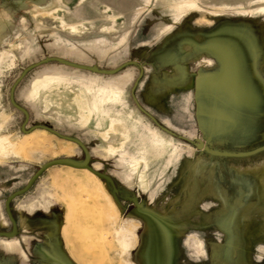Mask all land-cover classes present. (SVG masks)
Here are the masks:
<instances>
[{"label":"rangeland","instance_id":"obj_1","mask_svg":"<svg viewBox=\"0 0 264 264\" xmlns=\"http://www.w3.org/2000/svg\"><path fill=\"white\" fill-rule=\"evenodd\" d=\"M22 76L0 264H264V0H0V233Z\"/></svg>","mask_w":264,"mask_h":264},{"label":"flooded vegetation","instance_id":"obj_2","mask_svg":"<svg viewBox=\"0 0 264 264\" xmlns=\"http://www.w3.org/2000/svg\"><path fill=\"white\" fill-rule=\"evenodd\" d=\"M63 65H65L64 62H61ZM72 68H77V69H80V70H85V71H88V72H92V73H95V74H99V75H103L101 73H96L93 69V68H84V67H79V66H74V65H71ZM26 76V75H25ZM25 76L21 77V80L18 82L17 85H14L13 88L11 89V92H10V100H11V103L12 105L16 108V109H19V111L25 116V121H24V124L21 128V131L25 134V135H28V136H31L32 134L36 133L37 131H41V132H46L48 133L49 135L51 136H55V137H58L59 139L65 141V142H69V143H73L75 144L82 152V155H83V159L80 160L79 159H75V158H78V157H65L63 159H56L52 162H49L47 164H51V163H54V162H57V161H60V164H51L50 168L52 167H57V166H61V167H69V168H74V169H78L76 168L75 166H71L70 163H77V164H83V163H86L91 169L93 168L92 167V164H91V156H90V153H89V150L87 148V146L85 145V143L77 138H74V137H71V136H68V135H64L62 133H60L59 131L55 130L53 127H50L48 125H42V124H37V125H34L32 126L29 130H27V126L30 122V112L25 108L23 107L22 105H20L17 101H16V91L17 89L19 88L21 82L23 81V79L25 78ZM16 84V83H15ZM139 83H135L134 84V88L131 92V97H132V100L134 101L138 111L144 115L145 117H147L149 120H151L153 123H155L156 125L158 124V120L157 118L153 115V113H151L149 110H147L141 103L140 101L138 100L137 98V94H136V91H137V87H138ZM157 122H155V121ZM158 126V125H157ZM159 127V126H158ZM161 128V127H159ZM78 141L82 143V145H79L78 144ZM45 164V166L47 165ZM47 169V170H48ZM46 170V171H47ZM86 170V169H85ZM45 171V172H46ZM89 171V170H87ZM44 172V173H45ZM89 172H92V171H89ZM43 173V174H44ZM101 173V172H100ZM42 174V175H43ZM106 175H108L107 173H104ZM41 175V176H42ZM101 179V178H99Z\"/></svg>","mask_w":264,"mask_h":264},{"label":"water","instance_id":"obj_3","mask_svg":"<svg viewBox=\"0 0 264 264\" xmlns=\"http://www.w3.org/2000/svg\"><path fill=\"white\" fill-rule=\"evenodd\" d=\"M133 65H138L137 62H132ZM39 66V64L35 65L34 67ZM139 66V65H138ZM31 67L29 69H27L26 72H28L30 69L34 68ZM96 73H101V74H105V71H101L98 68H94L93 69ZM117 71H111L109 74L113 75L115 74ZM21 80V78L19 79V81ZM18 83H16L15 85H17ZM155 121V120H154ZM156 122V121H155ZM157 123V122H156ZM159 127H161V129H163L164 131L168 132L166 129H164L162 126H160L159 124H157ZM79 145H82L81 142L78 141ZM197 148L203 151H206L214 156H218V157H226V158H248V157H252L254 155H257L261 152H264V146L259 147L255 150L249 151V152H245V153H226V152H217V151H213L209 148H207L203 143H198L196 144ZM51 164H60V161L51 163ZM51 164H47L45 167H43L42 169H40L28 182L27 186L22 189L21 191L17 192L16 194L12 195L6 202V211L7 214L13 224V233H6V232H1L0 233V237H4V238H14L16 233H17V223L15 222V220L12 217V213L10 210V204L11 202L18 196L23 195L24 193H26L27 191H29L33 185L35 184V182L37 181V179H39L41 177V175L50 167ZM71 166H75L78 169H82V170H89L92 171V173H94L95 176H97L98 178H101L103 180L108 181L111 185H114V181L113 179H111L108 175L104 174V173H100L97 171H94L93 169H91L86 163L83 164H77V163H70Z\"/></svg>","mask_w":264,"mask_h":264},{"label":"bare ground","instance_id":"obj_4","mask_svg":"<svg viewBox=\"0 0 264 264\" xmlns=\"http://www.w3.org/2000/svg\"><path fill=\"white\" fill-rule=\"evenodd\" d=\"M9 249V248H8ZM9 252V251H8Z\"/></svg>","mask_w":264,"mask_h":264}]
</instances>
